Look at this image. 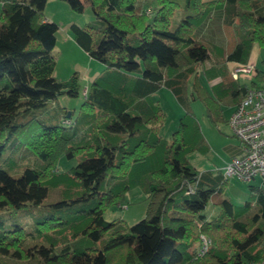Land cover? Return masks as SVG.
Returning <instances> with one entry per match:
<instances>
[{
  "label": "trees",
  "instance_id": "1",
  "mask_svg": "<svg viewBox=\"0 0 264 264\" xmlns=\"http://www.w3.org/2000/svg\"><path fill=\"white\" fill-rule=\"evenodd\" d=\"M46 1L0 0V255L25 250L37 264H264V180L248 185L240 205L213 200L227 177L188 159L208 150L189 100L202 103L210 123L225 121L222 105L235 106L248 88L226 62H246L253 44H264V0H154L151 8L143 0H65L78 12L90 7L92 20L70 30L105 66L72 119L62 107L48 110L58 95L76 96L79 84L77 73L53 75L58 25L45 17ZM212 11L235 35L225 48L199 36ZM202 75L219 80L209 89ZM161 86L184 108L169 139L151 98ZM20 152L34 159L13 175ZM60 155L80 158L55 173ZM63 182L68 192L46 202L49 186ZM134 186L146 194L145 215L131 225L107 220L104 210ZM211 201L219 209L207 216ZM200 233L210 238L203 254Z\"/></svg>",
  "mask_w": 264,
  "mask_h": 264
},
{
  "label": "rangeland",
  "instance_id": "2",
  "mask_svg": "<svg viewBox=\"0 0 264 264\" xmlns=\"http://www.w3.org/2000/svg\"><path fill=\"white\" fill-rule=\"evenodd\" d=\"M143 1L145 2V7L148 8H151L155 3L154 0ZM44 14L47 19L56 22L58 25L56 32L57 41L53 49L55 57L53 75L59 80H67L73 73H77L79 84V91L76 96L60 94L49 102L48 110L55 111L59 107H62L67 112H71L70 118L72 119L80 110L86 90L92 79L102 72L105 67L102 62L90 57L87 52H85L74 41L73 34L70 30L71 23L81 26L92 20L93 14L88 5H85L82 12H78L72 10L65 0H47L44 7ZM228 30H230L229 34L224 31L216 33L213 43L219 47L225 48L229 36L235 38V35L233 36L232 33V28L230 27ZM202 33L203 35L209 33V29L204 28ZM208 43L211 44L212 42ZM218 50L219 48L217 47V50L215 51ZM215 60L214 53L209 55V58L204 61L203 65L208 66L209 64L215 63ZM249 62L253 63L257 69L264 72V44H253L249 54ZM200 79L204 85L207 83L206 85L208 87L212 83L210 81L207 82L203 75ZM216 80L217 79H215V81ZM253 80L256 84L264 83V81L260 79L259 76L257 77V75L254 76ZM239 83L249 86L251 81L248 79H242ZM151 98L159 103L165 114V119L160 127L159 133L163 138L169 139L171 132L178 126L179 118L183 115L184 108L177 102L173 93L164 86H161L156 91L152 92ZM188 107L198 120L202 136L208 145V150L205 152L194 151L188 153L189 161L199 170L224 167L227 162H225V160L228 157L224 146L228 143H237L236 137L232 134L231 129L227 124V119L233 110V105L230 102L222 105L225 121L218 124H213L208 121L203 105L198 99L189 100ZM57 120H61L60 112L57 114ZM79 158V156L69 158L65 155H60L54 172L67 171L79 161ZM33 159L34 156L30 152L14 154L15 165L12 170H9V172L13 175L18 174L22 167L32 163ZM261 180L262 179L259 176H256L251 181H246L237 176L230 175L227 177V183L225 184L223 191L219 194L215 193L212 199L214 200L218 196H227L231 198L236 205H240L244 202L243 198L244 196L246 197L248 193V184H257L260 183ZM67 185V182L60 183L59 185H50L45 201L49 202L56 200L59 196L66 194L68 192L66 188L68 187ZM147 202V197L143 190L139 186H134L124 194L123 199L120 200L118 204L107 207L103 212V216L107 220L121 218L126 224L131 225L145 215ZM43 231L50 233L48 229H43ZM201 234L208 237L205 233H200V235ZM200 235L198 244L201 240ZM36 241H42V238H39L38 236ZM27 242L31 244L33 241L27 240ZM11 251L7 255H0V264H37L38 260L31 255H27L25 250L23 251L22 257L12 255Z\"/></svg>",
  "mask_w": 264,
  "mask_h": 264
},
{
  "label": "built area",
  "instance_id": "3",
  "mask_svg": "<svg viewBox=\"0 0 264 264\" xmlns=\"http://www.w3.org/2000/svg\"><path fill=\"white\" fill-rule=\"evenodd\" d=\"M230 72L233 79H248L252 82L257 68L248 60L234 63ZM64 122L70 121L65 119ZM227 124L239 140L244 154L242 157L231 158L222 167V174L225 177L234 175L246 181H251L256 176L264 180V83L248 86L234 106ZM200 236L197 253L203 254L210 244V238L202 234Z\"/></svg>",
  "mask_w": 264,
  "mask_h": 264
},
{
  "label": "crops",
  "instance_id": "4",
  "mask_svg": "<svg viewBox=\"0 0 264 264\" xmlns=\"http://www.w3.org/2000/svg\"><path fill=\"white\" fill-rule=\"evenodd\" d=\"M222 19H223V17L221 16V15H219L216 11H212L211 12V15L209 16V18L207 19V21L205 22V27L204 28H208L209 29V33H206V34H204L203 35V28L200 30V32H199V36H201V37H203V38H205V39H207V41L209 40V39H211V41H213L214 42V37H215V35H216V33H220V32H223V28H222V23H223V21H222ZM49 20V19H48ZM227 35V34H226ZM201 37H200V39H201ZM220 38V37H219ZM234 63H237L236 61H228V62H226V71H227V73H228V75L230 76V77H232L231 76V67L233 66V64ZM213 64V63H212ZM212 64H209L208 66H211ZM215 79H217L216 81H215ZM219 80V78L218 77H215V78H213L212 80H209L210 82H212L211 84H210V86H209V89H210V87H211V85L213 84V83H215V82H217ZM239 81V80H238ZM207 84V83H206ZM205 84V86L206 87H208L207 85ZM233 109H234V105H233ZM233 111V110H232ZM237 139V138H236ZM224 148L226 149V152H227V159L225 160V162L227 161H229L231 158H233V157H242L243 156V150H242V148H241V146H240V143H239V140L237 139V143H228V144H226L225 146H224ZM194 152V151H193ZM224 162V163H225ZM226 162V163H227ZM197 169V168H196ZM211 169H220V170H222V167H220V168H211ZM199 170V169H198ZM204 170V169H203ZM227 183V182H226ZM260 183H261V181H260ZM260 183H257L258 185L260 184ZM250 184H253V183H250ZM257 184H254V185H257ZM249 185V184H248ZM248 189H249V187H248ZM251 194V191L250 190H248V193H247V195H246V197L244 196V201L249 197V195ZM221 197H227V196H221ZM227 198H229V197H227ZM230 200H231V198H229ZM232 201V200H231ZM233 202V201H232ZM210 204H208L207 205V207L205 208V212H206V214H207V216H211V215H213V214H215L217 211H218V209H219V207L217 206V205H215L214 203H212V201L211 202H209ZM234 203V202H233ZM235 204V203H234Z\"/></svg>",
  "mask_w": 264,
  "mask_h": 264
},
{
  "label": "water",
  "instance_id": "5",
  "mask_svg": "<svg viewBox=\"0 0 264 264\" xmlns=\"http://www.w3.org/2000/svg\"><path fill=\"white\" fill-rule=\"evenodd\" d=\"M67 116H69V112H67V114H66Z\"/></svg>",
  "mask_w": 264,
  "mask_h": 264
}]
</instances>
